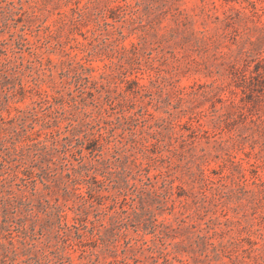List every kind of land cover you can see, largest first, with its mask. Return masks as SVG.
Wrapping results in <instances>:
<instances>
[{"label":"rangeland","instance_id":"obj_1","mask_svg":"<svg viewBox=\"0 0 264 264\" xmlns=\"http://www.w3.org/2000/svg\"><path fill=\"white\" fill-rule=\"evenodd\" d=\"M22 33L29 42L20 40ZM262 58L264 0H0L5 71L0 69V104L17 80L30 85L45 79L49 68L55 76L70 71L64 83L77 99L71 75L76 62L85 59L96 69L94 79L102 81V76L111 88L122 86L123 73L128 79L139 75V82L149 85L145 95L130 98L123 109L103 114L108 124L102 125L114 140L156 141L153 150L170 155L184 211L201 218L202 226L211 217L230 220L204 242L187 233L176 237L183 240L180 257L188 264H264ZM34 99L28 93L13 104L25 108ZM140 108L152 114L149 122L127 119L119 125V117ZM197 114L207 133H190L187 127L159 133L152 126L169 115L197 125ZM180 132L189 135L186 143L178 138ZM165 145L178 153L169 154ZM198 166L213 171L222 191L200 189ZM201 191L207 195L203 207L191 196ZM163 216L171 217L158 212L159 219ZM134 229L129 227L130 236ZM97 251L100 263L111 259ZM162 259L156 254L141 264H162Z\"/></svg>","mask_w":264,"mask_h":264},{"label":"trees","instance_id":"obj_2","mask_svg":"<svg viewBox=\"0 0 264 264\" xmlns=\"http://www.w3.org/2000/svg\"><path fill=\"white\" fill-rule=\"evenodd\" d=\"M19 38L29 42L25 33ZM76 65L71 78L77 99L64 83L70 71L55 76L49 68L45 79L36 78L30 85L17 80L0 104L4 169L0 172V264H102L97 249L111 258L103 264H141L143 258L156 254L163 258L162 264H188L180 257L183 240L176 237L187 233L204 242L230 220L211 217L202 226L201 218L184 211L180 186L175 184L177 167L171 165L170 155L153 150L156 141L131 138L126 143L107 135L102 124L108 122L102 115L115 107L123 109L132 97H142L149 85L140 83L139 75L128 79L123 73L122 86L111 88L102 76V81L94 79L91 73L96 69L89 60ZM3 67L0 63L1 71ZM28 93L36 97L30 106L14 105ZM127 112L117 119L119 125L127 119L149 122L152 116L143 108ZM200 116L197 125L191 118L181 122L169 115L152 126L159 133L175 127L207 133ZM188 136L178 133L184 143ZM164 150L178 153L171 145ZM197 173L200 189L222 191L212 170L198 166ZM191 196L201 207L206 203L205 191ZM127 201L129 207L123 205ZM158 212L171 217L159 219ZM130 226L135 228L134 236L129 235Z\"/></svg>","mask_w":264,"mask_h":264}]
</instances>
